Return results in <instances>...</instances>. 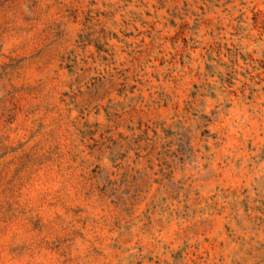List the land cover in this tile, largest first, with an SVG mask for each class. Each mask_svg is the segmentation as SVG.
I'll return each instance as SVG.
<instances>
[{"label":"rangeland","instance_id":"1","mask_svg":"<svg viewBox=\"0 0 264 264\" xmlns=\"http://www.w3.org/2000/svg\"><path fill=\"white\" fill-rule=\"evenodd\" d=\"M0 264H264V0H0Z\"/></svg>","mask_w":264,"mask_h":264}]
</instances>
